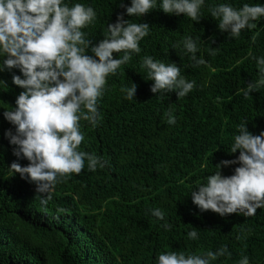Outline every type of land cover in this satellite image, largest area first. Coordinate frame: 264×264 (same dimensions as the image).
<instances>
[{
    "label": "trees",
    "instance_id": "16d2710c",
    "mask_svg": "<svg viewBox=\"0 0 264 264\" xmlns=\"http://www.w3.org/2000/svg\"><path fill=\"white\" fill-rule=\"evenodd\" d=\"M72 2L96 12L95 20L81 29L90 46L104 38L117 13L147 23L148 31L138 41L140 52L129 50V60L107 75L95 127L78 121L83 133L78 150L106 163L89 170L85 160L79 173L58 177L46 193L34 191L10 167L16 157L3 133L14 126L2 112L14 106L22 89L11 82L18 69L0 72V264H154L163 251L196 254L221 245L230 255L210 264H237L241 256L248 257V264H264V207L249 216L222 217L201 211L189 194L220 160L238 155L239 150L228 151L239 124L254 135L264 130V84L248 96L242 91L259 80L254 57L264 56V17L230 37L208 12L210 4L225 0H205L198 21L159 7L129 17L121 0ZM227 2L238 8L264 0ZM185 36L195 40V55L204 63L190 59L180 44ZM145 55L176 63L193 88L184 96L175 90L150 92L152 81L140 67ZM131 82L136 84L134 98L126 99L121 89ZM169 111L173 124L167 122ZM236 166L221 165V175H230ZM157 207L165 213L163 220L150 213ZM164 223L170 227H161ZM192 227L195 240L187 237Z\"/></svg>",
    "mask_w": 264,
    "mask_h": 264
},
{
    "label": "clouds",
    "instance_id": "9594fccd",
    "mask_svg": "<svg viewBox=\"0 0 264 264\" xmlns=\"http://www.w3.org/2000/svg\"><path fill=\"white\" fill-rule=\"evenodd\" d=\"M204 2L129 0L124 5L121 0V6L129 17H141L159 7L164 13H182L198 21ZM208 12L218 21L220 31L235 37L264 17V3H243L237 8L225 0L210 4ZM95 18L94 9L80 2L0 0V72L18 69L20 74H12L11 82L22 89L14 106L9 105L2 112L3 118L14 126L5 129L3 135L16 157L10 167L38 193L48 192L58 177L79 173L85 160L89 170L106 163L94 154L78 150L83 139L78 121L83 119L95 127L99 118L97 99L102 95L107 75L129 60L130 51L140 52L138 41L147 34L148 24L130 22L117 13L115 21L107 24L104 38L90 46L81 29ZM180 44L192 54L190 59L195 64L204 63L202 57L195 55L197 44L192 37H183ZM113 52L122 55L113 58ZM254 59L259 80L245 85L244 96L256 90L258 84H264V56ZM140 67L152 81L149 90L154 94L175 90L176 96H184L193 88V82L180 75L174 62L166 64L145 55ZM135 89L136 84L131 82L121 90L126 99H133ZM166 116L169 124L175 123L170 111ZM237 128L228 152L239 150L238 155L232 160H220L215 170L189 192L192 203L201 211L211 210L222 217L230 213L249 216L264 207V130L254 135L245 123ZM21 158L27 163H18ZM237 163L230 175H221V165ZM44 202L42 199L41 203ZM150 213L159 220L165 215L158 207L150 209ZM161 227L167 229L170 225L164 223ZM187 237L197 239L196 228L192 227ZM222 255H230L225 245L196 254L163 251L157 254L154 264H210ZM237 264H248V257L241 256Z\"/></svg>",
    "mask_w": 264,
    "mask_h": 264
}]
</instances>
